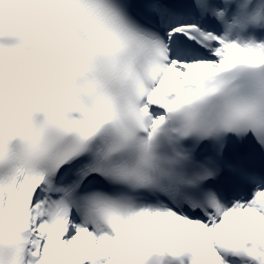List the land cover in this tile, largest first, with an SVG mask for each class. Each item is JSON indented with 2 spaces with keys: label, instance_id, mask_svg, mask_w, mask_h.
I'll list each match as a JSON object with an SVG mask.
<instances>
[{
  "label": "snow or ice",
  "instance_id": "1",
  "mask_svg": "<svg viewBox=\"0 0 264 264\" xmlns=\"http://www.w3.org/2000/svg\"><path fill=\"white\" fill-rule=\"evenodd\" d=\"M18 2L0 264H264V0ZM54 41L79 90L46 76Z\"/></svg>",
  "mask_w": 264,
  "mask_h": 264
},
{
  "label": "clouds",
  "instance_id": "2",
  "mask_svg": "<svg viewBox=\"0 0 264 264\" xmlns=\"http://www.w3.org/2000/svg\"><path fill=\"white\" fill-rule=\"evenodd\" d=\"M0 14L13 24L28 16L26 6L18 0H4L0 3ZM46 56L45 74L49 79L68 80L74 90L86 84L88 74L77 68L78 51L74 41H54Z\"/></svg>",
  "mask_w": 264,
  "mask_h": 264
}]
</instances>
